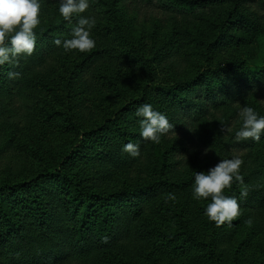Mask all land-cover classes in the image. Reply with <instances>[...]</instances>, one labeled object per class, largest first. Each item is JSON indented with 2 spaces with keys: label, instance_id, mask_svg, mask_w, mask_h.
<instances>
[{
  "label": "rangeland",
  "instance_id": "rangeland-1",
  "mask_svg": "<svg viewBox=\"0 0 264 264\" xmlns=\"http://www.w3.org/2000/svg\"><path fill=\"white\" fill-rule=\"evenodd\" d=\"M59 6L60 0H41V23L34 31L59 21L65 29L43 40L45 58L39 65L19 56L15 70L21 75L9 81L10 91H0V185L23 183L44 172L70 174L63 163L83 151L86 133L106 132L116 121L127 141L112 135L109 145L123 152L122 161L95 153L78 159L74 171L104 192L133 191L145 208L143 225L132 228L142 226L154 237H131L111 251L105 264H264V143L235 135L243 123L241 108L252 107L251 97L233 103L215 87L216 104L204 107L195 100L174 114L158 91L204 69H216L232 91L223 72L231 63L264 66V0H211L191 10L169 0H119L114 9L121 29L116 31L105 9L90 2L81 15L95 18L91 36L96 45L85 52L65 51L53 43L71 38L78 20L65 21ZM247 21L257 34L246 28ZM219 32L226 34L224 45L214 48V59L206 62L203 52ZM253 94L264 111V87ZM143 104H151L174 125L158 144L140 135L142 118L135 113ZM129 142L139 145V156L123 151ZM239 143L250 147L241 149ZM233 157L243 160L240 175L248 196L240 197L238 182L225 189V195L236 197L240 214L217 226L204 215L210 198L193 197L194 172ZM150 187L152 192L140 191ZM57 243L50 237L43 249L54 250ZM25 260L0 255V264H37ZM53 264L97 262L69 258Z\"/></svg>",
  "mask_w": 264,
  "mask_h": 264
},
{
  "label": "trees",
  "instance_id": "trees-1",
  "mask_svg": "<svg viewBox=\"0 0 264 264\" xmlns=\"http://www.w3.org/2000/svg\"><path fill=\"white\" fill-rule=\"evenodd\" d=\"M117 1L119 0H90L94 7L105 9L113 31L121 29L114 9ZM169 1L178 8L188 10L211 2V0ZM62 22L59 21L53 28L48 26L36 32L34 51L31 55H26L34 64L39 65L45 58L43 40H46V36L52 31L59 34L65 29ZM250 22H246V28L257 34V28L255 29L254 24ZM262 32L264 33V28ZM225 38L226 34L222 35V32H219L208 44L209 49L205 48L203 52L206 62L214 59L213 49L224 45ZM247 64L244 60H239L223 70L232 83V91L218 78L216 69L198 71L190 80L176 82L172 86L159 88L158 91L168 99L170 102L168 107L174 114L178 108L187 107L195 100L202 102L204 107L216 104L218 95L215 87H220V91L225 96L228 95L233 103H236L239 97H251L252 108L259 116H264L263 108L252 96L255 95L253 94L255 89L264 87V66L253 67ZM16 67V62L0 66V91L12 89L9 81L21 75L15 70ZM9 73L15 75L9 77ZM105 131L101 128L86 133L83 151L79 155L66 158L63 167L68 166L71 175L64 171L44 172L23 183L0 185V255L12 259L26 257V262L37 264H53L69 258L76 261L94 258L97 264H105L111 251L121 248L131 237H138L142 241L153 239L154 235L151 236V232H144L142 226H139L140 229L132 228L143 225L139 223L144 219L145 208L138 202L133 191L125 190L112 194L104 192L94 185L86 184L89 179L81 177L74 171L78 159L89 158L95 153L100 159H110L118 163L122 161L123 152L113 151L109 144L112 135L120 136L127 141L126 132L116 121H113L109 128H105ZM257 143H264V134ZM238 147L248 149L250 146L239 143ZM140 191L152 192L153 189L150 187ZM50 237L56 238L57 248L44 250V244ZM105 237L107 242H104ZM175 238L176 235H172L171 241ZM163 249L168 250V247Z\"/></svg>",
  "mask_w": 264,
  "mask_h": 264
},
{
  "label": "clouds",
  "instance_id": "clouds-1",
  "mask_svg": "<svg viewBox=\"0 0 264 264\" xmlns=\"http://www.w3.org/2000/svg\"><path fill=\"white\" fill-rule=\"evenodd\" d=\"M90 7V0H60L59 14L65 21L71 22L74 16L77 23L72 27L71 38L54 39L53 43L65 51H90L96 45L91 30L96 24L94 17L81 15ZM41 0H0V66L14 64L21 55H31L34 51L37 35L34 31L41 20L39 18ZM15 75L9 73V77ZM136 116L141 117L140 135L143 139L159 143L161 136L172 131L167 116L153 109L151 104H143L136 109ZM243 123L236 132L237 139L251 138L254 142L261 140L264 134V116L248 106L241 108ZM123 151L136 157L140 155L139 145L131 142L123 147ZM243 160L239 157L220 160L207 171L194 172L193 197L197 200L210 198L204 215L217 226L231 223L240 214V205L235 196L224 194L233 182L241 185L240 197L248 196L240 167ZM174 198V197H170ZM107 242V238H104Z\"/></svg>",
  "mask_w": 264,
  "mask_h": 264
}]
</instances>
